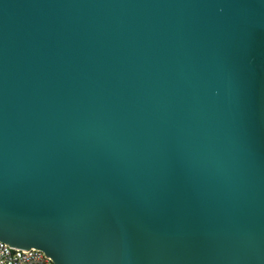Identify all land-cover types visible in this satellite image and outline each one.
Returning <instances> with one entry per match:
<instances>
[{"label":"water","instance_id":"95a60500","mask_svg":"<svg viewBox=\"0 0 264 264\" xmlns=\"http://www.w3.org/2000/svg\"><path fill=\"white\" fill-rule=\"evenodd\" d=\"M0 242L264 264V0H0Z\"/></svg>","mask_w":264,"mask_h":264},{"label":"built area","instance_id":"2783aa9c","mask_svg":"<svg viewBox=\"0 0 264 264\" xmlns=\"http://www.w3.org/2000/svg\"><path fill=\"white\" fill-rule=\"evenodd\" d=\"M0 264H53V262L42 250L30 248L24 251L0 242Z\"/></svg>","mask_w":264,"mask_h":264}]
</instances>
